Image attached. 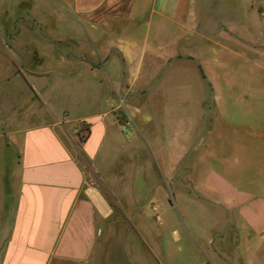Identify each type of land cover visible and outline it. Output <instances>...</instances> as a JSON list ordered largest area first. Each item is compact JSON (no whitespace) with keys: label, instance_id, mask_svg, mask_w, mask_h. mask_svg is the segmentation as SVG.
Wrapping results in <instances>:
<instances>
[{"label":"crops","instance_id":"0c3cea01","mask_svg":"<svg viewBox=\"0 0 264 264\" xmlns=\"http://www.w3.org/2000/svg\"><path fill=\"white\" fill-rule=\"evenodd\" d=\"M38 1L35 5L32 0H0V264H264V143L249 147L255 155L250 168L263 174L254 172L245 180L233 169L231 178L211 173L199 182L198 191L217 196L215 204L221 210L184 211L212 222L184 225L181 230L159 222V215L155 222L144 223L140 213L142 221L120 229L125 234L115 252L119 256L112 259V210H143L149 202L153 210H161L170 192L164 194L153 176L146 195L117 196L116 184L130 181L136 189L139 174L128 180L125 175L112 177L103 169L102 163L109 162L115 146L121 157L129 156L143 166L147 146L134 120L140 111L126 106L135 110H128L134 123L117 142L115 106L111 95H103L81 119L89 125L84 141L78 136L65 141L59 128L72 122L71 113L64 109L56 114L44 95L39 81L45 74L35 72L46 61L43 54L35 52L40 61L32 73L25 69L8 73L10 66L20 63H8L11 54L23 62L21 67L28 64L21 52L8 46L7 31L30 18L45 28L41 37L46 42L40 45L56 61L71 65V71L80 69L93 77L97 71H106L116 87L136 86L143 72L160 71L166 59L176 54V30H192L195 0ZM33 7H38L41 17ZM50 24H55L54 31ZM81 24H86L82 35L88 38L92 54L105 55L100 67L82 60L83 53L71 47L81 36ZM21 33L12 41L18 43ZM98 83L101 87L104 82L99 79ZM129 98L134 103L137 96L133 93ZM139 137V142H131ZM6 149L12 150L11 160L5 157ZM185 150L180 148L178 155H172L162 182ZM87 170L108 186L101 190L87 185Z\"/></svg>","mask_w":264,"mask_h":264},{"label":"rangeland","instance_id":"374dc122","mask_svg":"<svg viewBox=\"0 0 264 264\" xmlns=\"http://www.w3.org/2000/svg\"><path fill=\"white\" fill-rule=\"evenodd\" d=\"M32 2L39 3L38 0ZM195 3L196 21L192 30H176V54L166 59L160 71L143 72V79L136 86L127 84L123 89L109 81V72L97 71L93 77L91 72L71 71V65L56 61L49 49L40 45L46 42L41 37L45 28L40 23L26 18L20 27L16 25L17 28L7 31L8 46L21 52L28 64L21 67L23 62L16 55L7 56L10 64L20 62L15 67L10 66L9 75L21 69L27 73L35 71L40 61L36 51L46 58L42 68L35 72L45 74L39 83L55 113L60 115L64 109L71 113L72 122L61 125L67 136L61 126L59 128L65 141L75 136L84 141L89 125L81 119L91 113L89 105L103 95H111L115 106L117 142L125 138L121 135L134 123L128 110L132 113L135 110H127L126 106L132 105L140 111L134 120L147 146L143 166L129 156L121 157V151L115 146L109 162L102 163L103 169L109 170L112 177L125 175L128 180L133 174H139L136 189L130 181L116 184L113 191L117 196L146 195L153 185V176L159 179L158 185L164 189V194L168 189L170 192L161 210H153L150 202L143 210H112L115 224L110 247L112 259L119 256L115 252L120 248L121 235L125 234L120 229L142 221L140 213L144 223L155 222L159 215V222L173 224L181 230L184 225L212 222L204 215H187L184 211L221 210L215 204L217 196L211 193L206 196L197 188L211 173L231 178L234 169L240 179L245 180L254 172L263 174L262 170L250 168V160L255 155L249 147L264 143V0H195ZM32 9L35 15L42 16L38 7ZM54 26L51 31L55 30ZM86 29V24H81V36L71 47L83 53L82 60L100 67L105 55L92 54L88 38L82 35ZM19 31L21 38L15 43L11 38ZM100 43H104V39ZM99 79L104 82L101 87ZM27 90H30L28 85ZM133 93L137 99L129 103ZM133 140V143L139 142L140 137L138 141ZM180 148L186 150L175 161L164 183L165 167L173 162L172 155L181 152ZM6 150L5 157L11 160L12 150ZM86 175L87 185L101 190L108 186L88 170ZM123 205L126 206L124 202Z\"/></svg>","mask_w":264,"mask_h":264},{"label":"bare ground","instance_id":"6f19581e","mask_svg":"<svg viewBox=\"0 0 264 264\" xmlns=\"http://www.w3.org/2000/svg\"><path fill=\"white\" fill-rule=\"evenodd\" d=\"M103 205V204H102Z\"/></svg>","mask_w":264,"mask_h":264}]
</instances>
